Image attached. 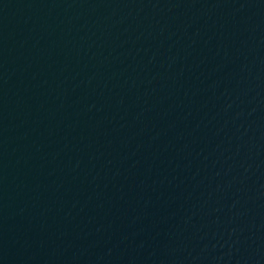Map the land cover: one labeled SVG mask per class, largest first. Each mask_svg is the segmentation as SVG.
<instances>
[{"label":"water","instance_id":"obj_1","mask_svg":"<svg viewBox=\"0 0 264 264\" xmlns=\"http://www.w3.org/2000/svg\"><path fill=\"white\" fill-rule=\"evenodd\" d=\"M0 264H264V0H0Z\"/></svg>","mask_w":264,"mask_h":264}]
</instances>
